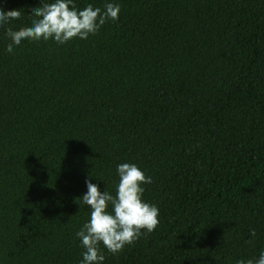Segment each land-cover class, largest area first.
I'll return each mask as SVG.
<instances>
[{
    "label": "trees",
    "instance_id": "1",
    "mask_svg": "<svg viewBox=\"0 0 264 264\" xmlns=\"http://www.w3.org/2000/svg\"><path fill=\"white\" fill-rule=\"evenodd\" d=\"M86 40L0 30V264H78L85 179L135 162L152 232L104 264H235L264 248V0H116ZM40 0H0L30 26ZM103 7L104 0H75ZM256 229V238L249 229ZM101 248L103 246L101 245Z\"/></svg>",
    "mask_w": 264,
    "mask_h": 264
},
{
    "label": "clouds",
    "instance_id": "2",
    "mask_svg": "<svg viewBox=\"0 0 264 264\" xmlns=\"http://www.w3.org/2000/svg\"><path fill=\"white\" fill-rule=\"evenodd\" d=\"M121 5L116 0H104L103 7L87 3L78 8L75 0H40L39 6L30 13V26L14 29L10 25L19 20L18 8L5 10L0 6V30L8 39L5 51L14 54L25 42L52 40L63 45L73 39L86 40L108 21L119 18ZM115 193L86 178L87 191L79 197V205L89 208L88 219L75 232L83 251L78 264H104V249L116 254L125 246L132 245L145 232H152L159 223V208L144 199V185L152 183L135 162L116 165ZM249 236L256 238V229H249ZM101 245L103 248H101ZM235 264H264V248L258 255L239 258Z\"/></svg>",
    "mask_w": 264,
    "mask_h": 264
}]
</instances>
